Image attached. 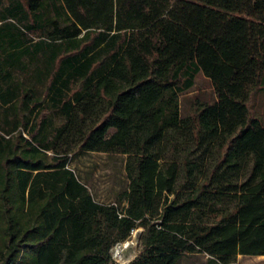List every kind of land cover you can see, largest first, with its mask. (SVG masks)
<instances>
[{
  "label": "trees",
  "instance_id": "obj_1",
  "mask_svg": "<svg viewBox=\"0 0 264 264\" xmlns=\"http://www.w3.org/2000/svg\"><path fill=\"white\" fill-rule=\"evenodd\" d=\"M199 74L214 98L182 118ZM111 126L164 163L156 219L70 167ZM138 228L128 264L264 256V0H0V264H119Z\"/></svg>",
  "mask_w": 264,
  "mask_h": 264
},
{
  "label": "rangeland",
  "instance_id": "obj_2",
  "mask_svg": "<svg viewBox=\"0 0 264 264\" xmlns=\"http://www.w3.org/2000/svg\"><path fill=\"white\" fill-rule=\"evenodd\" d=\"M62 20L66 21L65 18ZM213 98L211 82L199 74L195 86L181 96V117L187 116L193 100L207 102ZM141 142L142 133L137 130L132 129L124 135L120 126L107 127L90 135L73 157L70 167L96 200L117 203L122 209L144 208L149 218L156 219L161 214L166 197L172 198V195L159 182L158 169L164 163L145 158L141 153ZM165 172L175 186L180 173L179 163L167 165ZM142 235L143 229H136L128 246L123 244L119 250H114L115 259L120 264H128L139 254ZM199 258L189 261L186 257L184 262L196 264L203 259Z\"/></svg>",
  "mask_w": 264,
  "mask_h": 264
},
{
  "label": "crops",
  "instance_id": "obj_3",
  "mask_svg": "<svg viewBox=\"0 0 264 264\" xmlns=\"http://www.w3.org/2000/svg\"><path fill=\"white\" fill-rule=\"evenodd\" d=\"M222 83H224L223 80H222ZM186 257L189 261L195 260V259H201L199 257H203L201 262L196 263V264H207V260H208V256L205 254L185 255V256L181 257V259L177 262V264H185L184 259ZM237 264H264V256H242V255H239L237 258Z\"/></svg>",
  "mask_w": 264,
  "mask_h": 264
},
{
  "label": "built area",
  "instance_id": "obj_4",
  "mask_svg": "<svg viewBox=\"0 0 264 264\" xmlns=\"http://www.w3.org/2000/svg\"><path fill=\"white\" fill-rule=\"evenodd\" d=\"M136 230H134L133 232H132V234L135 232ZM130 239H131V237L127 240V241H125V242H123V243H120V244H118V245H116L115 246V248H114V250L115 249H120V246L121 245H123V244H125V246H128V242L130 241ZM114 250H113V259L117 262V263H119L115 258H116V256L114 255ZM120 264V263H119Z\"/></svg>",
  "mask_w": 264,
  "mask_h": 264
}]
</instances>
